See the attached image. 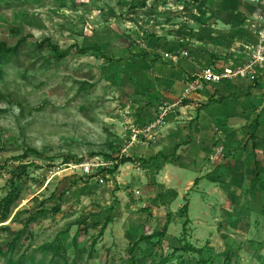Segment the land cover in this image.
Here are the masks:
<instances>
[{"label":"rangeland","instance_id":"rangeland-1","mask_svg":"<svg viewBox=\"0 0 264 264\" xmlns=\"http://www.w3.org/2000/svg\"><path fill=\"white\" fill-rule=\"evenodd\" d=\"M240 7L245 17L234 13ZM259 7L249 0H0V42L20 44L19 56L0 63V264H130L132 256L138 264H264V75L204 92L199 108L215 91L220 99L212 102L231 99L206 109V139L212 114L237 115L234 131L214 144L219 158L207 157L196 128L181 159L174 154L187 139L178 135L183 122L197 120L199 108L132 139L161 104L181 96L172 80L182 59L198 72L242 59L248 14ZM48 39L62 50L91 49L48 61ZM179 51L189 55L178 63L166 57ZM123 156L133 161L122 163ZM169 219L159 241L154 234Z\"/></svg>","mask_w":264,"mask_h":264},{"label":"built area","instance_id":"built-area-1","mask_svg":"<svg viewBox=\"0 0 264 264\" xmlns=\"http://www.w3.org/2000/svg\"><path fill=\"white\" fill-rule=\"evenodd\" d=\"M259 4V8L254 12V22L251 23L252 29L258 36L254 40H247L243 43V57L241 60L230 64H211L204 67L201 71L186 77V84L179 99L174 103L164 102L159 106L157 118L149 124L145 130H137L132 136L133 141L138 134L145 131L159 129L167 123L168 118L177 112L189 113L197 110L201 105L202 96L206 89L220 85L223 82L250 79L255 80L264 75V0H250ZM251 21L250 19L248 20ZM188 56V51L167 53L174 63H178L180 58ZM146 136H149L145 134ZM151 138L154 137L150 136ZM221 151V149H219Z\"/></svg>","mask_w":264,"mask_h":264},{"label":"crops","instance_id":"crops-1","mask_svg":"<svg viewBox=\"0 0 264 264\" xmlns=\"http://www.w3.org/2000/svg\"><path fill=\"white\" fill-rule=\"evenodd\" d=\"M245 1V0H244ZM250 1V0H249ZM243 3H245V2H243ZM243 8L242 7H240V8H238V9H235L234 10V13L235 14H239V15H242V16H246V14L243 12ZM219 11H221V9L219 10ZM218 12V11H217ZM247 12V11H246ZM250 14V13H249ZM248 14V16H250L251 17V21L249 22L248 20L249 19H247V23H249V24H247L246 25V27H247V29L249 30V31H252V34H250V36H248L249 38L248 39H251L252 37V35H256L255 37H257L258 36V34L256 33V32H254V29H252V27H251V23L252 22H254V13L253 14H250L249 15ZM251 37V38H250ZM183 57H185L184 55H183ZM194 62H192V60L191 59H187V58H185V59H182L181 60V64L179 65V66H177L176 68H175V70H174V78H173V82L174 81H176V83H175V85H176V87H180V89L182 88V89H184L183 87H185V84H186V77L187 76H189V75H191V74H193V73H196V72H198L195 68H193L194 67ZM196 65H197V62L195 63ZM198 66H199V64H198ZM201 66V65H200ZM180 71V72H179ZM181 86H183V87H181ZM216 91L215 92H212L210 95H209V97H212V96H214V98L215 99H220V98H218L219 96H217L216 94ZM179 94V93H178ZM177 95V94H176ZM223 99V100H222ZM222 99L220 100V101H214V102H211L209 105H205L203 108H199L198 110H199V113H198V115H197V120H195L194 122H190V121H185V122H183V123H185V125H186V127H184L183 128V130L181 131V133H179L178 135H180V136H183V135H187V139L186 140H181V141H178V142H176V146H175V152H174V154H176V158L178 159V160H180L181 159V157H182V155H183V153H185V151H186V148H187V146L186 145H188V144H190V142H192V132H189V130L190 131H192V129L193 128H196L198 131V135H197V139H198V142L200 143V144H203L204 146H206V151H207V157H211V158H213V159H215L216 157L217 158H219V153H221V151H219V147H214V144L217 142V140H219V141H224L222 138L224 137V136H226L227 134H229L228 133V130L229 131H231V132H233L234 131V129H233V127L232 126H234L235 125V123H236V114H234V113H228L227 112V114H226V117L223 119V118H220V117H217V118H215V116H213V114H212V116H211V118H210V122L208 123V125L210 126V128H211V136L210 137H208L207 139H206V137L202 134V131H203V129H204V124H203V122H204V120H203V118H206V116L208 115L207 113H206V109L212 104V103H220V102H228V101H230L231 99L230 98H226V97H224V96H222ZM242 109V108H241ZM244 110V109H243ZM194 111H192V112H189V113H193ZM238 112H241V111H238ZM237 112V113H238ZM178 113V112H177ZM157 118V117H156ZM223 122V123H222ZM224 126H226V127H224ZM161 127H163V126H161ZM202 130V131H201ZM173 133V132H172ZM177 135V134H176ZM253 135V134H252ZM249 136H251V135H248V137ZM247 140H249V138L247 139ZM259 141V140H258ZM257 142V141H256ZM221 143V142H220ZM258 143V142H257ZM213 145V147H212V149L213 148H215V150H214V152H213V150H211V148L209 149L208 148V146L210 147V146H212ZM178 147V148H177ZM177 148V149H176ZM217 149V150H216ZM212 151V153L210 152V154L208 155V152L209 151ZM258 151H259V149H258V145H257V148L255 149L254 148V143H253V152H256L255 154H252V156H254V157H256L257 156V153H258ZM212 155V156H211ZM215 155V156H214ZM206 157V158H207ZM208 159V158H207ZM259 161H260V159L259 158H257ZM215 161V160H214ZM254 163H255V161H254ZM261 165H262V163H261ZM260 168H261V166L259 167V172H260V174H261V171H260ZM255 169H256V178L258 179L259 177H257V166H256V164H255ZM206 170V169H205ZM204 170V167H203V169L201 170V174H200V176L199 177H197L195 180H197L198 178H200V177H202L203 175H205L206 174V171ZM205 171V172H204ZM208 173H210V172H208ZM202 175V176H201ZM260 177H261V175H260ZM259 180V179H258ZM195 182V181H194ZM191 183H193V181H190V184ZM195 184V183H194ZM193 184V185H194ZM259 184H260V182H259ZM264 186V183H262L261 184V186Z\"/></svg>","mask_w":264,"mask_h":264},{"label":"trees","instance_id":"trees-1","mask_svg":"<svg viewBox=\"0 0 264 264\" xmlns=\"http://www.w3.org/2000/svg\"><path fill=\"white\" fill-rule=\"evenodd\" d=\"M149 0H144V3L148 2ZM21 43V42H20ZM48 46L50 47L51 51H52V55L51 56H47L46 59L48 61H52L54 60H62L64 58H66L74 49V47H77L79 52L85 53L88 52L91 48H80L78 46H70L67 49H60L56 44H53L49 39L47 40ZM44 44H38L37 45V50L36 51H42ZM20 53V44L15 45V46H8L5 42H0V63L5 62V61H10L11 59H14L12 57H17L19 56ZM211 100L209 101V103L207 105H209L213 100H215L214 96H212L210 98ZM204 107V106H203ZM258 143L255 141L254 142V148H257ZM178 148V147H177ZM176 148V149H177ZM119 161H121L122 163H126L129 161H133V158L131 157H126L123 156ZM255 164L257 166V177H260V172H259V167L261 166V162L256 159ZM198 182V179L195 181V183ZM14 194L15 192L12 190L10 194H8V196H6L3 200L4 202V208H7V206L10 205L11 201L14 198ZM60 208L57 207L56 210H59ZM188 212H189V202H186L183 206V208L181 209V213L185 216H187L186 221L184 223V227H186L187 222L189 221L188 218ZM4 215V213H3ZM1 219V218H0ZM169 225H170V219L166 222L164 228L162 230H160L159 232H157L154 235H157L160 237L159 241H162L167 233H168V229H169ZM108 226V221L102 226V230L100 232V236H103L105 233V230ZM1 229V226H0ZM150 236H142L140 239L145 240ZM97 243V240L94 241V245ZM135 245V244H134ZM188 249H193L192 246H188ZM133 251V250H132ZM130 264H138L137 259L135 256H132L131 260H130Z\"/></svg>","mask_w":264,"mask_h":264}]
</instances>
